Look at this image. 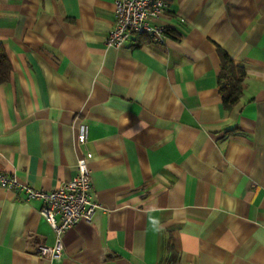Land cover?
<instances>
[{
	"label": "crops",
	"instance_id": "obj_1",
	"mask_svg": "<svg viewBox=\"0 0 264 264\" xmlns=\"http://www.w3.org/2000/svg\"><path fill=\"white\" fill-rule=\"evenodd\" d=\"M162 43L114 48L112 0H0V174L49 191L87 132L103 207L62 239L0 187V264H264V0H165ZM218 50L245 73L229 109Z\"/></svg>",
	"mask_w": 264,
	"mask_h": 264
},
{
	"label": "built area",
	"instance_id": "obj_2",
	"mask_svg": "<svg viewBox=\"0 0 264 264\" xmlns=\"http://www.w3.org/2000/svg\"><path fill=\"white\" fill-rule=\"evenodd\" d=\"M114 22L105 38L107 46L119 48L137 45L140 40L162 43L168 37V28L159 23L166 15L165 0H112ZM78 144L85 149L76 161L75 174L49 191L35 189L20 183L13 176L0 174V187L16 194L23 193L24 199L41 202L40 215L54 233V243H39L34 253L43 258L57 259L63 254V235L78 221L91 222L97 210L103 207L90 197V173L87 165V132L79 125Z\"/></svg>",
	"mask_w": 264,
	"mask_h": 264
},
{
	"label": "trees",
	"instance_id": "obj_3",
	"mask_svg": "<svg viewBox=\"0 0 264 264\" xmlns=\"http://www.w3.org/2000/svg\"><path fill=\"white\" fill-rule=\"evenodd\" d=\"M169 35H171L170 31H168V36ZM146 41L148 40L142 39L137 45ZM218 54L220 57V72L217 77L218 90L223 107L229 109L240 99L242 95V81L245 73L243 68L236 65L232 58L224 51L218 50ZM10 71L11 65L9 59L2 43H0V84L9 79Z\"/></svg>",
	"mask_w": 264,
	"mask_h": 264
}]
</instances>
